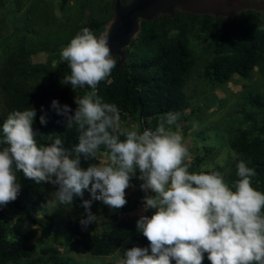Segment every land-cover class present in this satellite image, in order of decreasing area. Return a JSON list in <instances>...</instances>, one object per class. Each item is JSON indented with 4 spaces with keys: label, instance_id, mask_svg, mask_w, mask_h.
Listing matches in <instances>:
<instances>
[{
    "label": "trees",
    "instance_id": "obj_1",
    "mask_svg": "<svg viewBox=\"0 0 264 264\" xmlns=\"http://www.w3.org/2000/svg\"><path fill=\"white\" fill-rule=\"evenodd\" d=\"M76 1L80 7H84V3L91 0ZM124 1L112 0V4H105L104 10L107 11L108 7L112 10L110 17L99 19L89 16L87 22L81 25H75L67 18L58 23L59 32H52L48 27L38 32L34 30V23L46 19V0H20L19 9L25 2L30 4L20 15L19 54L7 55L0 68V91L5 106V111L0 113V140L3 139V123L11 112L33 108L36 112L33 129L39 134L36 136L37 144L47 146L59 137L62 148L71 154L70 158H74L80 133L75 126L67 129L65 117L57 114L52 102L58 101L61 107L67 105L72 109L70 114L74 115L76 98H83L92 89L85 85L72 92L70 84H63L64 78L70 75V68L68 62L61 59V51L85 27L98 37L106 34L109 18L114 14L115 22L118 20L121 13L117 7L125 5ZM149 9L144 7V10ZM59 11L64 13L65 6ZM259 18L258 10L247 9L224 15L197 13L181 5L167 12H158L152 18L141 21L140 25L136 17L135 30L124 34L126 23L118 32V39L115 37L112 41L114 50L111 54L116 67L106 80L98 84L97 96L103 102L118 107L120 121L126 117L132 118L140 132L146 129L155 131L161 118L169 112L179 113L177 125L180 114L188 107L185 84L192 70L203 60L206 62L201 73L212 85L226 84L233 76L246 79L256 67L260 73H264V27L259 26ZM28 33L30 36L26 37ZM133 33L136 35L129 38ZM52 43V47L48 46ZM195 44L200 45L199 49L195 50ZM34 51L48 55L45 64H30L29 55ZM247 102L255 112L244 114V129L230 139V148L236 157L230 166L232 170L223 179L235 191L234 184L239 179L237 164L244 161L257 173L252 178L251 186L264 193V93L250 95ZM41 116L46 119L45 125L40 123ZM120 128L123 129L121 125ZM120 139L123 141L125 137L121 136ZM5 146L0 144V149ZM107 151L105 146H101V155L93 160L81 156L80 167L86 170L90 164H99L102 154ZM205 160L198 156L192 162L186 160L185 163L190 165V173L218 171L222 174L220 166L196 170ZM139 175L137 170L130 185L138 182ZM17 182L20 184L17 199L0 206V264H74L71 260H49L44 255L35 254L34 227L39 223L37 212L44 204L45 193H55L57 188L49 183L37 184L26 178L22 171L17 172ZM91 199L88 190H84L82 196H74L73 204L65 206L73 208L79 219L68 220L58 228L52 217L46 216L48 223H40L39 226L43 236H55L61 230L68 237H74L72 246L80 243L93 257H109L116 252L123 257L124 252L133 247H149L150 242L137 231L136 222L140 216L117 225L109 222V226L99 235L81 236L80 220L86 218L83 202ZM100 207L101 204L93 200L91 213L98 215ZM100 209L103 210L102 207ZM154 212L152 210V215ZM151 216L148 215L149 218ZM48 251L45 248L40 252L46 254ZM203 264H210L207 253L204 254Z\"/></svg>",
    "mask_w": 264,
    "mask_h": 264
},
{
    "label": "clouds",
    "instance_id": "obj_2",
    "mask_svg": "<svg viewBox=\"0 0 264 264\" xmlns=\"http://www.w3.org/2000/svg\"><path fill=\"white\" fill-rule=\"evenodd\" d=\"M61 59L70 68L63 84L92 89L76 98L74 115L67 105L52 102L67 129L75 126L80 133L75 156L70 158L59 137L47 146L37 144L33 108L11 112L0 140L6 145L0 149V206L17 199V172L22 171L37 184L56 187L55 200L61 205H72L74 196L88 190L92 199L83 202L86 218L80 220L86 228L98 219L90 211L93 200L113 209L127 204L125 190L138 170L141 190L154 193L143 200L144 210L154 209V214L136 222L150 244L125 251L119 264H203L205 253L210 264H264V193L251 186L255 169L244 161L237 164L235 191L218 171L190 173L188 149L170 128L179 113H167L155 131L140 132L136 125L121 129L118 107L96 93L116 67L107 37L85 27L62 49ZM40 123L46 124L44 116ZM101 146L108 150L102 154L105 159L81 168V156L96 159Z\"/></svg>",
    "mask_w": 264,
    "mask_h": 264
},
{
    "label": "rangeland",
    "instance_id": "obj_3",
    "mask_svg": "<svg viewBox=\"0 0 264 264\" xmlns=\"http://www.w3.org/2000/svg\"><path fill=\"white\" fill-rule=\"evenodd\" d=\"M59 1L46 0L44 5L46 19L34 23L35 31L41 32V29L43 31L44 28L48 27V29H52V32H59L57 30L58 23L64 22L67 18L73 24L81 25L87 22L89 16L103 19L104 16L110 17L112 13L110 7H108L107 11L103 9L106 3L112 4V0H91L88 3L85 2L84 7H80L76 0H67L64 4V13L59 11V9H62ZM142 1L125 0L123 3L126 2V4L118 6L117 11L119 10V13H122V15L120 14L121 17H125L123 20L127 21L128 17L126 15H128V12L132 9L135 10L134 16L138 17L137 21L138 25H140L141 21L152 18L158 12H167L176 5L185 6L180 0H162L152 5L149 10H142ZM29 4L30 2H25L19 9L20 0L19 2L17 0H0V68L2 63L7 60V55L19 54L17 51L19 50L20 15L25 12ZM247 9L260 11L258 24L264 27V6L262 5L229 4L227 8L219 9L216 7L209 12L230 15L233 12L239 13ZM191 11L194 10L191 9ZM39 12L42 13L41 11ZM113 15L109 18L111 20L107 25L106 34H103L108 39L111 51L114 50L112 41L115 40V37L118 39L117 34L123 27L119 24L121 17L119 16L115 22V16ZM47 22L49 23L48 25L45 24ZM135 33L129 35V38L134 37ZM25 36H30V33ZM25 43H27V40H25ZM48 46L52 47L53 43ZM199 47L200 45L195 44V50L199 49ZM47 58L48 55L42 51H34L29 55L30 64L33 65L45 64ZM198 62L200 63L201 61L198 60ZM205 62L206 60H203L200 63L201 65L195 67L188 77L184 88L189 99L188 107L180 114L179 123L175 126H170V128H173L172 131L181 135L182 143L187 147L191 156V160H187L188 162H192L198 156L206 158L204 163L196 170L212 169L215 166H220L222 176L226 177L232 170L230 166L236 157V153L230 148V139L238 131L244 129L242 122L244 114L255 112V109L247 104V101L250 95L264 93V73H260L256 67L246 79L233 76L226 84L212 85L207 82L201 73ZM54 64L55 60L52 61V65ZM71 90L72 92L75 91L72 87ZM1 93L0 91V113L5 111L4 97ZM193 109L198 110L194 111ZM254 117L257 118V116ZM120 125L123 129L131 128L133 125L138 126L130 117L121 120ZM104 159L105 157L102 155L99 163ZM142 183L143 181L139 179L137 183L130 185L125 190L127 204L123 208L113 209L104 203L102 204L101 201H96L101 204L103 210L100 209L101 207L98 208L101 212L95 215L98 217L96 222L90 223L86 228L82 225L80 226V235H99L105 230L106 226H109V222L117 225L137 216H151L154 209L145 211L143 200L146 195L152 196L154 193L142 191L140 188ZM37 214L39 223L34 227L36 255H44V258H49V260H71L74 264H119V261L123 258L118 252L109 257H93L89 255L80 243L77 246H72L74 237H68L61 230L55 236H43L39 226H41L40 223L46 222L45 225L48 223L46 216L52 217L57 228L66 224L68 220L76 221L79 219L73 208L61 205L55 200V193L50 191L45 193L44 204ZM45 248H48L49 251L46 254H42L40 251Z\"/></svg>",
    "mask_w": 264,
    "mask_h": 264
},
{
    "label": "water",
    "instance_id": "obj_4",
    "mask_svg": "<svg viewBox=\"0 0 264 264\" xmlns=\"http://www.w3.org/2000/svg\"><path fill=\"white\" fill-rule=\"evenodd\" d=\"M67 0H61V6L63 7V5L66 3ZM147 0H143V2H145ZM150 1V5H154L162 0H149ZM180 2L185 5L184 7H186L189 10H194V12L197 13H206L209 12L210 10H214L216 7L219 9H223V8H227V6L230 4H238V5H262L264 6V0H180ZM227 5V6H225ZM224 6V7H223ZM142 10H144V7H142ZM134 11L135 10H131L128 12V15H126V17H128L130 14V17L128 18L127 21H124L123 18H125L124 16H120L121 17V25L124 27V25L127 23V27L125 28V33H130L131 31H133L134 27V22H135V16H134ZM157 14V13H156ZM122 15V13H121ZM129 23V24H128ZM113 52V51H111Z\"/></svg>",
    "mask_w": 264,
    "mask_h": 264
},
{
    "label": "flooded vegetation",
    "instance_id": "obj_5",
    "mask_svg": "<svg viewBox=\"0 0 264 264\" xmlns=\"http://www.w3.org/2000/svg\"><path fill=\"white\" fill-rule=\"evenodd\" d=\"M142 4H143V7H150L151 8V6H152V5H150V1L149 0H147L145 2L142 1Z\"/></svg>",
    "mask_w": 264,
    "mask_h": 264
}]
</instances>
